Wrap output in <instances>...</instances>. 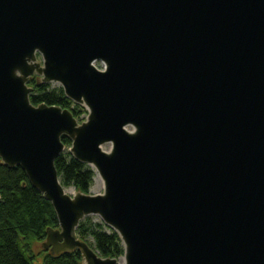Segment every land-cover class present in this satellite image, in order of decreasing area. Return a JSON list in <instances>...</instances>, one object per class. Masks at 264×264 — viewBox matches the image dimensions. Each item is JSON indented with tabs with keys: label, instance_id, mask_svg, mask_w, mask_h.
Here are the masks:
<instances>
[{
	"label": "water",
	"instance_id": "water-1",
	"mask_svg": "<svg viewBox=\"0 0 264 264\" xmlns=\"http://www.w3.org/2000/svg\"><path fill=\"white\" fill-rule=\"evenodd\" d=\"M35 75L87 120L33 105ZM64 135L102 194L62 185ZM0 159L52 203L53 256L264 264V0H0ZM89 216L120 236L123 258L78 239Z\"/></svg>",
	"mask_w": 264,
	"mask_h": 264
},
{
	"label": "trees",
	"instance_id": "trees-1",
	"mask_svg": "<svg viewBox=\"0 0 264 264\" xmlns=\"http://www.w3.org/2000/svg\"><path fill=\"white\" fill-rule=\"evenodd\" d=\"M28 86L33 89L30 95L33 105L70 110L78 121H84L86 108L67 98L62 87L43 83L36 75ZM61 140L66 150L57 158L55 166L62 185L65 189L90 194L96 172L69 152L72 146L69 137L64 135ZM58 228L52 203L31 184L26 172L19 166L5 165L0 159V264H83L79 250L53 256L37 249L46 240L48 229ZM77 235L103 258L119 260L125 256L120 236L99 218L86 217Z\"/></svg>",
	"mask_w": 264,
	"mask_h": 264
},
{
	"label": "rangeland",
	"instance_id": "rangeland-1",
	"mask_svg": "<svg viewBox=\"0 0 264 264\" xmlns=\"http://www.w3.org/2000/svg\"><path fill=\"white\" fill-rule=\"evenodd\" d=\"M39 61L41 62V58L39 57ZM96 68H98L99 70H101V71H103V70H105V64L104 63H101V62H97L96 63ZM52 86L53 87H61L60 86V84H58V83H52ZM88 112V111H87ZM85 118H84V121L83 122H85L86 120H87V118H88V113H87V115L86 116H84ZM76 119V118H75ZM77 120V119H76ZM78 121V120H77ZM83 122H80V121H78V123L81 125ZM128 130H131V129H128ZM104 151H106V152H109L110 151V149H111V145H106V146H104ZM99 177H98V175H96L95 176V178H94V184H93V186L91 187V189H90V194L91 195H97V194H102L103 193V191H104V184H103V182L100 180V181H97V179H98ZM66 191L68 192V194L69 195H71V196H73L74 194H76L77 192L74 190V188H69V189H66ZM98 218L96 217V220H97ZM44 243V242H43ZM42 243V244H43ZM42 244H40V245H38V247H37V249L38 250H40V249H42Z\"/></svg>",
	"mask_w": 264,
	"mask_h": 264
},
{
	"label": "bare ground",
	"instance_id": "bare-ground-1",
	"mask_svg": "<svg viewBox=\"0 0 264 264\" xmlns=\"http://www.w3.org/2000/svg\"><path fill=\"white\" fill-rule=\"evenodd\" d=\"M98 177H99V176H98ZM100 180H101L100 178L97 179V181H100Z\"/></svg>",
	"mask_w": 264,
	"mask_h": 264
}]
</instances>
